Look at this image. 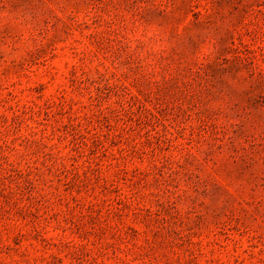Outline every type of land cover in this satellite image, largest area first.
<instances>
[{"label":"rangeland","instance_id":"rangeland-1","mask_svg":"<svg viewBox=\"0 0 264 264\" xmlns=\"http://www.w3.org/2000/svg\"><path fill=\"white\" fill-rule=\"evenodd\" d=\"M0 264H264V0H0Z\"/></svg>","mask_w":264,"mask_h":264}]
</instances>
